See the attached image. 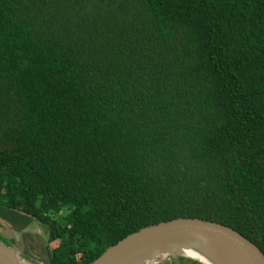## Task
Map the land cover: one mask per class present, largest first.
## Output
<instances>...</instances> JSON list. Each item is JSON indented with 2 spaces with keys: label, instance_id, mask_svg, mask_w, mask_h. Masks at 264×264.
<instances>
[{
  "label": "trees",
  "instance_id": "trees-1",
  "mask_svg": "<svg viewBox=\"0 0 264 264\" xmlns=\"http://www.w3.org/2000/svg\"><path fill=\"white\" fill-rule=\"evenodd\" d=\"M175 218L264 256V0H0V219L88 264Z\"/></svg>",
  "mask_w": 264,
  "mask_h": 264
},
{
  "label": "water",
  "instance_id": "water-1",
  "mask_svg": "<svg viewBox=\"0 0 264 264\" xmlns=\"http://www.w3.org/2000/svg\"><path fill=\"white\" fill-rule=\"evenodd\" d=\"M11 233L17 240V233ZM186 252L196 258L185 257ZM162 257H183L199 264H264L259 249L239 233L198 218H175L142 227L88 264H147ZM0 264L24 263L11 245L0 241Z\"/></svg>",
  "mask_w": 264,
  "mask_h": 264
},
{
  "label": "rangeland",
  "instance_id": "rangeland-1",
  "mask_svg": "<svg viewBox=\"0 0 264 264\" xmlns=\"http://www.w3.org/2000/svg\"><path fill=\"white\" fill-rule=\"evenodd\" d=\"M11 230L14 231V227L0 219V237L9 242L17 252L19 260L26 264H43V260L40 257L41 250H51L59 244L57 240L46 243L45 233L35 220L23 222L22 229L15 231L17 240H12ZM22 255H25L28 259H24ZM171 259L162 257L147 264H169Z\"/></svg>",
  "mask_w": 264,
  "mask_h": 264
},
{
  "label": "bare ground",
  "instance_id": "bare-ground-1",
  "mask_svg": "<svg viewBox=\"0 0 264 264\" xmlns=\"http://www.w3.org/2000/svg\"><path fill=\"white\" fill-rule=\"evenodd\" d=\"M184 256L185 257H192V258H196V255H194V254H191V253H188V252H186L185 254H184ZM25 264V263H24Z\"/></svg>",
  "mask_w": 264,
  "mask_h": 264
}]
</instances>
